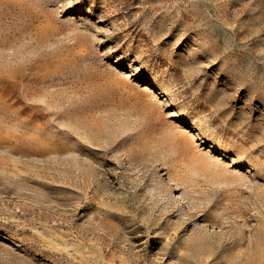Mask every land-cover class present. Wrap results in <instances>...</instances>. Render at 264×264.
Masks as SVG:
<instances>
[{
	"label": "rangeland",
	"instance_id": "374dc122",
	"mask_svg": "<svg viewBox=\"0 0 264 264\" xmlns=\"http://www.w3.org/2000/svg\"><path fill=\"white\" fill-rule=\"evenodd\" d=\"M0 264H264V0H0Z\"/></svg>",
	"mask_w": 264,
	"mask_h": 264
}]
</instances>
